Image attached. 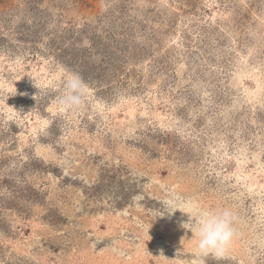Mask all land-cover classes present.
I'll return each mask as SVG.
<instances>
[{"label":"rangeland","instance_id":"rangeland-1","mask_svg":"<svg viewBox=\"0 0 264 264\" xmlns=\"http://www.w3.org/2000/svg\"><path fill=\"white\" fill-rule=\"evenodd\" d=\"M173 195L233 209L239 249L197 257ZM110 252L264 264V0H0V264Z\"/></svg>","mask_w":264,"mask_h":264},{"label":"clouds","instance_id":"clouds-1","mask_svg":"<svg viewBox=\"0 0 264 264\" xmlns=\"http://www.w3.org/2000/svg\"><path fill=\"white\" fill-rule=\"evenodd\" d=\"M89 95V86L83 78L76 72H68L56 103L62 111L75 112L86 105ZM162 208V214L155 217H163L165 212L171 216L177 210L189 215V222L183 223L182 227L193 233L189 240L194 244L197 257L225 255L238 236V216L230 207L208 209L197 205L196 211L191 212L186 210L179 197L173 195L163 201Z\"/></svg>","mask_w":264,"mask_h":264},{"label":"bare ground","instance_id":"bare-ground-1","mask_svg":"<svg viewBox=\"0 0 264 264\" xmlns=\"http://www.w3.org/2000/svg\"><path fill=\"white\" fill-rule=\"evenodd\" d=\"M130 115V114H129ZM131 154V153H130ZM133 154V153H132ZM136 157V156H135ZM133 160V159H132ZM258 168V167H257ZM157 174V173H156ZM173 175V174H172ZM175 176V175H174ZM161 178V177H160ZM257 180V179H256ZM171 181V180H170ZM221 196V195H220ZM236 203V202H235ZM234 203V204H235ZM103 215V214H102ZM245 217V216H244ZM81 219V218H80ZM262 219V218H261ZM109 222V221H108ZM111 223V222H110ZM169 223H171L172 224V222H169ZM174 223V222H173ZM174 226V225H173ZM174 228H175V226H174ZM109 231V230H108ZM40 232V231H39ZM110 233V232H109ZM255 233V232H254ZM97 234H98V232H97ZM174 234V233H173ZM252 234V233H251ZM256 234V233H255ZM192 235V234H191ZM174 237V236H173ZM173 239H175V240H179V238H177V237H174ZM81 241V240H80ZM86 242V241H85ZM192 244V243H191ZM123 245L124 246H129V244L128 243H126V242H123ZM232 249L234 250H236V249H239V246H238V243H236L235 242V240H234V242H233V244H232ZM18 249V248H17ZM72 253V252H71ZM138 255L139 254V256L140 257H142V258H144V253L140 250V248H137L136 249V251L134 252V255ZM150 257H151V255H150ZM158 256H155V257H152V259H154L155 261L153 262H149V260L148 261H146V263H144V264H156V262H158V258H157ZM106 258H107V261H108V264H117V257L113 254V253H108V254H106ZM80 259V258H79ZM93 259V258H92ZM151 259V258H150ZM95 260V259H94ZM98 260V259H97ZM100 260V259H99ZM101 261V260H100ZM103 263V262H102ZM101 263V264H102Z\"/></svg>","mask_w":264,"mask_h":264}]
</instances>
